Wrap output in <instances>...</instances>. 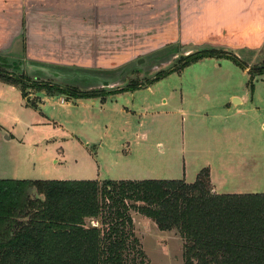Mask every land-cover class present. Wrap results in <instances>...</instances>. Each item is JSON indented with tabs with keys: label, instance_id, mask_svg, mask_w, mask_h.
I'll return each mask as SVG.
<instances>
[{
	"label": "rangeland",
	"instance_id": "rangeland-1",
	"mask_svg": "<svg viewBox=\"0 0 264 264\" xmlns=\"http://www.w3.org/2000/svg\"><path fill=\"white\" fill-rule=\"evenodd\" d=\"M168 1L90 0V12L82 16L79 1L69 0L70 25L80 16V23L92 26L85 40L83 33L71 32L72 47L93 46L86 59L82 54L61 60L73 65L38 63L20 43L2 54L8 63L21 65L15 73L80 91L119 89L132 82L143 86L102 100H66L29 90L34 108L16 87L0 82V179L192 184L200 170L210 167L220 182L217 174H225L226 165L244 176L228 179L235 185L221 191L264 194V72L251 77L228 59L205 58L146 84L196 51L229 52L249 68L263 65L264 53L254 58L245 46L250 39L239 35L224 42L201 37L180 43L168 22L174 7ZM232 96L241 104L234 106ZM132 215L150 264H182V247L168 238L172 234H159L151 222ZM160 239L169 242L168 248L155 246Z\"/></svg>",
	"mask_w": 264,
	"mask_h": 264
},
{
	"label": "trees",
	"instance_id": "trees-1",
	"mask_svg": "<svg viewBox=\"0 0 264 264\" xmlns=\"http://www.w3.org/2000/svg\"><path fill=\"white\" fill-rule=\"evenodd\" d=\"M230 60L254 77L234 54L216 49L180 57L146 84L198 60ZM0 54V82L66 100L99 98L143 86L80 91L32 79ZM14 70V71H12ZM208 168L192 184L183 180H8L0 179V264H149L135 233L132 213L182 241V264H264V194H217Z\"/></svg>",
	"mask_w": 264,
	"mask_h": 264
},
{
	"label": "crops",
	"instance_id": "crops-1",
	"mask_svg": "<svg viewBox=\"0 0 264 264\" xmlns=\"http://www.w3.org/2000/svg\"><path fill=\"white\" fill-rule=\"evenodd\" d=\"M77 1H79L78 5L84 10L82 16L88 14L90 12V0ZM169 1L172 2L174 7L173 16H170L168 22L171 24V27L175 25L176 30L173 34L180 43L200 42L201 37H206L202 41L221 40L223 42L228 38L245 37L250 39L245 46L249 48L248 50L255 53L253 57L255 55H263L264 0ZM70 15L73 16L71 18H74V13L70 14L69 0H0V54L8 53L13 45L20 43L22 48H24L23 50L28 54V57L32 56L38 63L73 65L72 60H68V62L61 60L67 56L70 58L81 57L82 54H84L86 59L87 53L91 55L93 46L84 44V46L77 47L74 43L75 45L72 47L71 32L83 33L80 36L85 40L86 36L91 34L92 26L84 22L80 23L78 20L80 16H76L77 21L71 20L73 25H70ZM87 19L90 18L88 17ZM172 21L173 23H171ZM165 31L166 33L168 32L167 27ZM169 34V36L172 35L171 30H169ZM65 49L69 51L65 52ZM34 51L36 55H33L35 54ZM90 55L89 57L92 56ZM39 94L41 95L42 93ZM231 99L236 101L234 106L240 105L242 102L241 99L235 98V96H232ZM230 167L225 165L226 173L217 174L222 179L220 182L215 181L213 177L215 169L210 167V181L214 187L213 191L217 194L229 195L252 193L250 191L230 193L221 191L226 186L231 185L233 187L235 185L234 183L229 184L228 179L233 178L235 181L238 178L242 179L244 176V174L238 171H232ZM96 181L101 182V180ZM154 227L156 226L154 225ZM156 231L159 234H172L168 238L176 242L179 241V249L181 250L182 241L179 237L174 236V233ZM168 243L160 239L155 243V246L168 248ZM148 259L150 264V258Z\"/></svg>",
	"mask_w": 264,
	"mask_h": 264
},
{
	"label": "water",
	"instance_id": "water-1",
	"mask_svg": "<svg viewBox=\"0 0 264 264\" xmlns=\"http://www.w3.org/2000/svg\"><path fill=\"white\" fill-rule=\"evenodd\" d=\"M259 68L263 69L264 68V63H263V65L259 66ZM104 85L107 86L108 84L105 83Z\"/></svg>",
	"mask_w": 264,
	"mask_h": 264
}]
</instances>
